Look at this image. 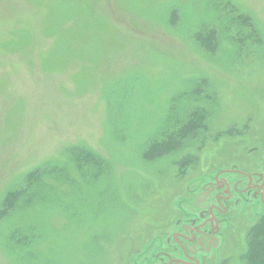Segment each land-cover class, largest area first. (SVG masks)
Wrapping results in <instances>:
<instances>
[{"label": "rangeland", "instance_id": "374dc122", "mask_svg": "<svg viewBox=\"0 0 264 264\" xmlns=\"http://www.w3.org/2000/svg\"><path fill=\"white\" fill-rule=\"evenodd\" d=\"M257 146L264 0H0V264H156L187 181Z\"/></svg>", "mask_w": 264, "mask_h": 264}, {"label": "flooded vegetation", "instance_id": "af4514ba", "mask_svg": "<svg viewBox=\"0 0 264 264\" xmlns=\"http://www.w3.org/2000/svg\"><path fill=\"white\" fill-rule=\"evenodd\" d=\"M235 157L214 158L199 178L187 181L163 248L150 252L156 264H224L246 221V238L264 222V146L249 150L247 161Z\"/></svg>", "mask_w": 264, "mask_h": 264}, {"label": "trees", "instance_id": "16d2710c", "mask_svg": "<svg viewBox=\"0 0 264 264\" xmlns=\"http://www.w3.org/2000/svg\"><path fill=\"white\" fill-rule=\"evenodd\" d=\"M213 40L209 41L207 44L210 46L211 42ZM198 121H202L203 119L201 117H198ZM197 125V124H196ZM189 131H193V126L188 127ZM187 131V132H189ZM170 149L167 146V143L162 144V145H154L151 147L149 151L150 159H155L162 157L166 155ZM22 193H12L9 198H8V204L13 207V204H15V200L21 196ZM249 251L245 255L247 260L251 264H264V222L262 221L259 223L257 226H255L249 236Z\"/></svg>", "mask_w": 264, "mask_h": 264}]
</instances>
